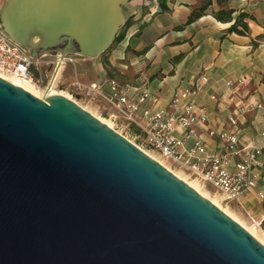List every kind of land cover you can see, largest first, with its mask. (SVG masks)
I'll return each instance as SVG.
<instances>
[{"label": "water", "instance_id": "obj_1", "mask_svg": "<svg viewBox=\"0 0 264 264\" xmlns=\"http://www.w3.org/2000/svg\"><path fill=\"white\" fill-rule=\"evenodd\" d=\"M130 0H6L35 58H95ZM0 264H264V244L75 100L0 77Z\"/></svg>", "mask_w": 264, "mask_h": 264}, {"label": "crops", "instance_id": "obj_2", "mask_svg": "<svg viewBox=\"0 0 264 264\" xmlns=\"http://www.w3.org/2000/svg\"><path fill=\"white\" fill-rule=\"evenodd\" d=\"M5 1L0 0V7ZM207 1L204 15L186 25L192 11ZM221 9H233V19L219 20L216 13ZM123 12L124 37L109 57L103 59L104 52L95 58H74L63 67L61 81L69 79L72 89L76 79L104 83L110 93L112 79L132 85V94L148 87L153 97L144 109L168 106L179 87L199 86L194 98L208 113L209 126H225L236 114L248 127V136L264 131V0H130ZM240 14L246 16L232 29ZM245 104L250 107L241 113ZM91 105L105 112L103 101ZM198 133L215 146L205 130ZM244 201L248 211L261 215L263 203L254 192Z\"/></svg>", "mask_w": 264, "mask_h": 264}, {"label": "built area", "instance_id": "obj_3", "mask_svg": "<svg viewBox=\"0 0 264 264\" xmlns=\"http://www.w3.org/2000/svg\"><path fill=\"white\" fill-rule=\"evenodd\" d=\"M1 8L0 74L30 81L42 92L41 98H45L49 89L59 87L63 67L73 59L33 57L26 47L4 31ZM50 66L53 69L47 78ZM108 83L113 89L111 93L105 92L104 83L87 84L76 79L73 89L66 92L80 105V101L88 105L103 101L115 130L154 158H162L171 171L183 172L198 181L227 208L245 213L251 225L264 235V210L257 216L247 210L244 201L254 192L259 202H264V131L248 136V127L236 114L228 117L225 126H209L208 113L194 98L200 91L199 86L179 87L168 106L144 109L153 97L148 87L142 86L132 94L134 88L128 83L115 79ZM229 85L238 87L232 81ZM249 107L250 104L243 105L241 113L247 112ZM199 129L215 140L214 147L202 138Z\"/></svg>", "mask_w": 264, "mask_h": 264}, {"label": "bare ground", "instance_id": "obj_4", "mask_svg": "<svg viewBox=\"0 0 264 264\" xmlns=\"http://www.w3.org/2000/svg\"><path fill=\"white\" fill-rule=\"evenodd\" d=\"M59 73H57V75L55 76L58 77ZM0 77L32 92L33 94H35L36 96L40 97L41 98V94H40V90L34 86L30 81H22V80H19V79H16L14 77H9V76H6V75H2L0 74ZM40 91V92H39ZM48 92H51V93H55V94H63L65 96H67L68 98H71L73 99V97L71 96L70 93L66 92V91H63V90H57L55 88H51L49 89ZM74 100V99H73ZM83 106V105H82ZM84 108H86L85 106H83ZM87 110H89L88 108H86ZM90 112H92L94 115H96L98 118H100L102 121H104L105 123H107L109 126L113 127L114 124H113V121L108 119V118H104V117H101L99 115H97L95 112L89 110ZM157 159V158H156ZM158 161H160L161 163H163L165 166L168 167V165L166 163H164L161 159H157ZM169 168V167H168ZM174 173L176 175H178L180 178H182L183 180H185L186 182H188L193 188H195L198 192H200L203 196H205L206 198L212 200L217 206H219L220 208H222L228 215H230L231 217H233L235 220H237L242 226H244L247 230H249L258 240H260L263 244H264V238L260 235V233L257 231L258 229L257 228H252L251 226H249L246 222H244L242 219L238 218L237 216H235L227 207H225L224 205H222V203L220 202V200H217L213 197H211L207 192H205L203 189H202V186L201 184L194 180H189L187 179L185 176L181 175L179 172L177 171H174Z\"/></svg>", "mask_w": 264, "mask_h": 264}, {"label": "rangeland", "instance_id": "obj_5", "mask_svg": "<svg viewBox=\"0 0 264 264\" xmlns=\"http://www.w3.org/2000/svg\"><path fill=\"white\" fill-rule=\"evenodd\" d=\"M3 1H5V0H3ZM121 31H123L124 30V26L120 29ZM118 43H115V44H113V46L108 50V51H106L104 54H102V58L103 59H106L107 57H109V54H111V52H112V49L117 45ZM71 64V63H70ZM52 67L50 66L49 68H48V70H47V72H46V76H47V78H49L50 76V74H51V72H52ZM46 78V79H47ZM65 82V83H63V82ZM62 81H61V83L59 84V87L57 88V90H63V91H71L72 90V88H70V83H69V79L67 80L66 78H62ZM40 92V91H39ZM105 92L106 93H110V92H108V91H106L105 90ZM40 94L42 95V92H40ZM81 103H82V105H84L86 108H88L89 110H91V111H93V112H95L97 115H99V116H101V117H104V118H108L107 117V114L105 113V112H97L94 108H93V106L92 105H88V103H86V102H84V101H80ZM109 119V118H108ZM159 158V157H158ZM159 159H162V158H159ZM177 172H179V171H177ZM181 175H183V176H185L187 179H189V180H192V181H194V179H192V178H190V177H188L185 173H183V172H179ZM202 186V189L205 191V192H207L211 197H213V198H215V199H217V200H219V198H218V196H216V195H214L212 192H210L207 188H204L203 187V185H201ZM223 205V204H222ZM226 207V206H225ZM235 216H237L238 218H240V219H242L244 222H246L249 226H251L252 228H255V227H253L252 225H251V223L249 222V221H247L244 217H242L241 215H239L238 214V212L236 211V210H234V209H231V208H228ZM259 233H260V235L264 238V235H263V233L260 231V230H257Z\"/></svg>", "mask_w": 264, "mask_h": 264}, {"label": "trees", "instance_id": "obj_6", "mask_svg": "<svg viewBox=\"0 0 264 264\" xmlns=\"http://www.w3.org/2000/svg\"><path fill=\"white\" fill-rule=\"evenodd\" d=\"M209 5H210V2L207 1L202 6L195 8L192 11V13L190 14V16H189V18H188V20L186 22V25H188V24L196 21L200 17H202ZM233 13H234L233 9H228V10L221 9V10L218 11V13H216V17L219 20H221V21H231L233 19ZM245 16H246L245 14H240L239 18L233 24L232 29H237V25L241 21V18H244ZM244 27H246V29H247L248 25L244 24ZM123 37H124V33L121 30H119V32H118V34H117V36L115 38L114 44L118 43L119 41H121ZM263 207H264V202H263Z\"/></svg>", "mask_w": 264, "mask_h": 264}]
</instances>
